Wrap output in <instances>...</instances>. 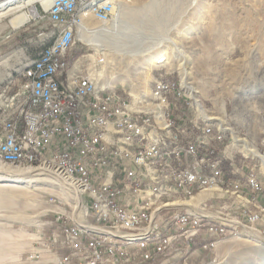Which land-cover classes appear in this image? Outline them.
Wrapping results in <instances>:
<instances>
[{"label":"built area","instance_id":"built-area-1","mask_svg":"<svg viewBox=\"0 0 264 264\" xmlns=\"http://www.w3.org/2000/svg\"><path fill=\"white\" fill-rule=\"evenodd\" d=\"M87 1L49 0L45 12L53 25L49 32L53 41L38 53L46 56V64L21 74L25 81L9 98L13 110L0 120V153L57 158L112 197L113 216L102 218L97 202L81 195V217L88 225L104 227L103 236L84 235L77 224L67 220L69 215L62 220L57 214L59 229L52 232L48 242H42L43 249L57 256L54 264H73L75 260L78 264H189L195 249L214 248L218 237L230 230L252 227L264 231V224L253 213L219 195L200 197L202 205H192V212H182L179 205L178 213H152L160 169L166 163L174 165L168 192L225 182L252 192L264 205V140L256 150L260 163L247 162L241 154L243 162L238 163V153L230 147V140L223 139V132L231 131L234 137L239 132L231 121L230 126H221L216 117H228L227 104L222 105L209 92L186 99L174 91V71L161 67L157 78L168 76L161 94L167 96L174 147L150 149L149 141L163 139V130L158 122L150 125L151 100L138 99L142 88L136 92H128L123 86L101 90L99 76L92 72L103 69L104 52L70 60L80 41L78 6ZM91 16L104 25L112 22L117 16L115 1ZM193 87L190 82L192 92ZM201 117L212 118L216 128H205ZM149 168H156V175H149ZM210 219H220V226H210ZM119 222L129 223V230H119ZM160 230L170 231V238L158 241ZM145 231H153V243L108 242L109 232ZM38 239L42 241L41 236ZM59 248L69 252L59 255ZM177 251L186 256L170 261V254Z\"/></svg>","mask_w":264,"mask_h":264},{"label":"rangeland","instance_id":"rangeland-1","mask_svg":"<svg viewBox=\"0 0 264 264\" xmlns=\"http://www.w3.org/2000/svg\"><path fill=\"white\" fill-rule=\"evenodd\" d=\"M93 1L88 0L78 7V18H82V22L80 11ZM112 1L116 3L117 16L106 26L116 25V28L120 27L117 30L123 31L130 26V22L138 23L140 29L134 28L131 39L140 42L144 49L163 43L172 44V36L176 31L182 33L176 38V43L189 56L185 57L178 49V52L176 49L170 50L171 67L167 69L174 71L173 77H178L179 74L183 77L182 72L187 68L191 74L187 76L186 83L193 82L201 95L209 92L208 95L216 97L221 104L226 103L228 117L224 118L233 123L242 137L261 146L264 140V3L256 1L253 5H246V0H110ZM101 3L102 0H99L93 14L105 8V4ZM33 6L38 16L18 29H14L9 23L13 15L0 18V120L8 110H13L9 98L23 84L20 76L23 64L39 58L38 53L53 41L49 35L53 25L45 12L48 5L45 7L39 2ZM28 9L25 8L24 11ZM87 24L95 28L102 23L90 15ZM183 33H189L192 38H186ZM101 52L106 53L104 50L97 53ZM97 53L83 41H79L73 51L77 57L82 54L97 57ZM105 57L106 63L103 69H99V74L105 76L101 83L108 84V78L112 76L108 71L111 63L107 54ZM129 65L125 68H128V72H133L135 63L131 62ZM158 68L159 66L151 70L156 77ZM117 70L114 80L127 75L121 67ZM17 78L19 85H12L11 81ZM127 78V82L123 84L116 80L112 87L117 86L119 89L124 85L135 92L132 80ZM152 80L153 78L146 83L149 89L153 87ZM235 107L238 119L234 116ZM0 194V264H24L28 255L26 252L32 242L40 236L41 242H48L52 232L59 229L61 222L56 220L57 214L63 216L62 220L69 215L67 220L73 223L70 218L73 208L64 195L53 194L51 191L40 193L34 201L38 204V209L28 206V198L21 192ZM40 210L44 211L39 213ZM261 233L264 235V231ZM23 234H26V239H23ZM234 234L245 235V228L230 230L226 235L218 237L217 244ZM216 247L195 249L188 258L189 264H225L223 257L217 254ZM58 254H62V249H58ZM185 256L186 253L177 251L172 252L168 259L179 261ZM231 260L234 262L236 258L232 257Z\"/></svg>","mask_w":264,"mask_h":264},{"label":"bare ground","instance_id":"bare-ground-1","mask_svg":"<svg viewBox=\"0 0 264 264\" xmlns=\"http://www.w3.org/2000/svg\"><path fill=\"white\" fill-rule=\"evenodd\" d=\"M47 1L49 2V0H8L0 4V18L13 15L9 23L14 29H18L27 25L30 20L38 16V12L33 4L40 2L43 6L46 7L48 5L49 7ZM256 1L264 3V0H246V5H253ZM98 2L99 0H94L92 4H87L80 11L82 12L83 22L79 26V40L93 49L95 53L104 50L105 54L109 56L111 66L108 71L112 75L108 78L109 85L106 82L101 83L105 76L95 71L92 73L99 76L101 90H112L116 87H112L116 80H119L123 84L127 82V77L132 80L135 92L136 89H141V86L146 87V89L138 90V99L151 100L152 118H150V125H157L158 122L163 130V139L160 141H149V148H173L174 125L170 122V117H168L167 96L161 94V87H166V84H168V76L163 75V77L159 76L157 78L151 73V70L158 66L157 71L161 67L168 69L171 67L170 50L176 49L177 51L178 49L179 52L182 51L181 46L176 43V38L178 39L182 33L176 31V34L172 36V44L163 43L157 47L151 44V48L149 46V48L144 49L140 42H135L131 39L132 34L135 32L134 28L140 29L138 23L130 22V26L123 31L117 30L120 27L116 28V25L109 27L100 24L93 28L87 24V19L93 14L92 12ZM102 2L101 4H108L110 0H102ZM25 8L29 9L24 11ZM183 31L181 30V32ZM184 35H186V38L191 37L189 33ZM182 53L188 58L189 55L184 50ZM131 62H134L136 67L133 72H128V68L125 67ZM45 64L46 56H40L28 63L20 74L35 71ZM120 67L121 70L124 69L127 72V75L114 80L115 70H119ZM182 73L183 77L180 74L178 77H173L174 91L176 93H183L186 99H193V96H202L196 87H193L192 92L190 84L186 83L187 76L191 74L190 71L186 68V71ZM152 78L153 87L149 89L146 83ZM123 87L127 89L124 85ZM127 90L128 92H133L132 88ZM237 112V108L235 107V119H238ZM216 117L221 120V126H230L229 119L219 115ZM201 124L205 128H216V121L209 117H201ZM223 139L230 140V147L233 148V151L241 154L242 157L247 159V162L260 163V153L256 151L257 146L254 142L242 136L240 138L239 134H235L234 137V133H231V131H224ZM0 162V193L21 192L25 198H28V206L38 209V204L34 201H36L40 193L51 191L53 194L64 195L65 198H68L73 208L71 211L72 215L70 216L73 220L71 224H77V230L84 233V235H104V227L88 225L81 217V195L85 197V200H95L97 202L99 214L102 215V218H111L113 216L112 197L106 194L105 190H100L92 182L81 178L71 167L65 166L64 162L57 158L14 157L0 153ZM173 174V163H166V165L161 167V182L157 186V192H154L152 213L159 215L178 213L179 205H182V212H192V205H202V198L200 197L219 195L228 197L233 203L245 207L246 212L253 213L257 220L264 224V205L259 204L258 198H255L252 192L236 189L235 184L225 182L199 184V189H192L190 191L168 192L170 189L169 177L173 176ZM149 175H156V168H149ZM1 197L0 194V199ZM41 211L44 210H40L39 213ZM210 226H220V219H210ZM244 228L246 231L245 235L234 234L219 241L216 247L217 254L223 257L225 264H264V235L252 227ZM119 230H129V223L119 222ZM17 234V237H21V235ZM25 235L23 234V239ZM167 238H170V231L160 230L158 241H166ZM115 240L118 242V245H146L153 243V231L125 234L109 232L108 242H115ZM232 257H235L236 261L232 262Z\"/></svg>","mask_w":264,"mask_h":264},{"label":"crops","instance_id":"crops-1","mask_svg":"<svg viewBox=\"0 0 264 264\" xmlns=\"http://www.w3.org/2000/svg\"><path fill=\"white\" fill-rule=\"evenodd\" d=\"M27 56V55H26ZM26 59V57H25ZM32 61V60H31ZM73 61V60H72ZM71 61V62H72ZM29 62H26L23 64V69L26 67V65ZM21 73V72H20ZM21 76V74H20ZM22 77V76H21ZM15 79V78H14ZM19 79L17 78V80H12L11 83L12 85H19L18 83ZM25 81V79L23 78V82ZM13 87V86H12ZM13 88H11L12 90ZM228 109V106H227ZM45 239V238H44ZM45 240H48L45 239ZM42 242H40L37 239L34 240V242H32V245L30 247V249L26 252L28 255L26 256V260L23 262L24 264H54V262H56L57 256L51 252L46 251L45 249H43L42 247ZM69 250L67 249H62V254H66L68 253ZM38 255H40V257L38 258ZM60 255V254H59ZM30 256H34V257H30ZM73 264H78V261L75 260L73 262Z\"/></svg>","mask_w":264,"mask_h":264},{"label":"trees","instance_id":"trees-1","mask_svg":"<svg viewBox=\"0 0 264 264\" xmlns=\"http://www.w3.org/2000/svg\"><path fill=\"white\" fill-rule=\"evenodd\" d=\"M75 58H77V55H75V54H73V55H71L70 56V60L72 61V60H74ZM237 162L238 163H242L243 162V160H242V158L240 157V155L239 154H237ZM200 239V238H199ZM199 239H198V244L200 243L199 242Z\"/></svg>","mask_w":264,"mask_h":264},{"label":"water","instance_id":"water-1","mask_svg":"<svg viewBox=\"0 0 264 264\" xmlns=\"http://www.w3.org/2000/svg\"><path fill=\"white\" fill-rule=\"evenodd\" d=\"M8 0H0V4L7 2Z\"/></svg>","mask_w":264,"mask_h":264}]
</instances>
